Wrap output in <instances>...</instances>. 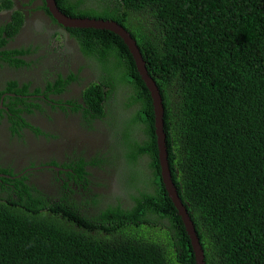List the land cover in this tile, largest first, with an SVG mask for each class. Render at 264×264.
Returning <instances> with one entry per match:
<instances>
[{"label": "trees", "instance_id": "16d2710c", "mask_svg": "<svg viewBox=\"0 0 264 264\" xmlns=\"http://www.w3.org/2000/svg\"><path fill=\"white\" fill-rule=\"evenodd\" d=\"M55 3L71 16L113 19L134 37L160 90L170 176L204 264H264V0ZM13 19L11 32L20 23L16 10ZM67 30L92 70L103 72L81 92L83 101L93 116L105 100L112 112L116 102L126 114L134 112L117 145L124 157L130 146L126 161L140 159L144 171L129 179L124 164L123 183H117L126 201L115 190L101 198L85 187L84 165L97 163V156L64 163L85 187L78 200L68 193L48 200L22 178H3L0 264H194L160 179L151 98L127 46L105 28ZM85 199L89 213L81 206Z\"/></svg>", "mask_w": 264, "mask_h": 264}, {"label": "flooded vegetation", "instance_id": "af4514ba", "mask_svg": "<svg viewBox=\"0 0 264 264\" xmlns=\"http://www.w3.org/2000/svg\"><path fill=\"white\" fill-rule=\"evenodd\" d=\"M11 1L5 7L0 0V183L3 178H22L28 188L29 184L40 188L48 200L60 199L63 193L78 200L85 197V187L107 198L117 181L106 149L110 132L123 130L122 113L112 116L105 100L101 114L93 116L81 97L91 87L82 66L95 82L103 72L92 70L78 40L68 26L53 21L43 0ZM15 10L20 23L11 32ZM27 20L29 38L23 30ZM96 95L92 93L91 102ZM77 103L81 106L74 110ZM83 109L89 111L86 116ZM57 111H66V116L61 118ZM91 156L100 159L84 165L88 172L83 187L64 163ZM6 188L0 184V197ZM118 193L120 200H127V194Z\"/></svg>", "mask_w": 264, "mask_h": 264}, {"label": "water", "instance_id": "95a60500", "mask_svg": "<svg viewBox=\"0 0 264 264\" xmlns=\"http://www.w3.org/2000/svg\"><path fill=\"white\" fill-rule=\"evenodd\" d=\"M45 7L50 13L51 17L59 24L70 27H94L105 28L118 34L127 46L134 65L138 71L140 78L143 80L148 89L151 105L153 111V126L155 134V142L157 147V158L159 164V174L161 182L166 190L167 196L170 198L173 206L176 208L178 215L183 223L185 231L189 237V242L194 256V264H204L203 253L195 232L192 220L179 198L174 183L170 176V169L168 166L165 139L163 130V104L159 88L154 79L147 72L144 59L138 46L135 43L134 37L130 32L122 26L119 22L110 18H96L88 16H71L62 12L56 5L55 0H43Z\"/></svg>", "mask_w": 264, "mask_h": 264}, {"label": "rangeland", "instance_id": "374dc122", "mask_svg": "<svg viewBox=\"0 0 264 264\" xmlns=\"http://www.w3.org/2000/svg\"><path fill=\"white\" fill-rule=\"evenodd\" d=\"M94 5L93 3H89ZM23 30L26 32V37L29 38V20L26 21L25 26L23 27ZM94 64L99 66L101 65L99 63V61H94ZM120 114L122 113V122L125 124V128L126 130L128 129L129 125V120L131 119V117L133 116L134 112L131 114H126L120 107V103L116 102L115 103V110L112 112V116L115 113L116 114ZM115 124L119 125V122H114ZM118 144V135L116 131H112L110 132V136H109V143L107 146V149L109 150V152L111 153V168H112V172H113V176L115 178V180L117 182H119L120 184L123 183V174H124V164L128 167V170L130 172L129 174V179L133 178L134 174H137L136 171L139 172H143L144 171V167H143V163L140 159H137L136 162L134 164H129L126 159L128 160V157L130 154H132L133 150L131 149V147L127 146L126 147V153H125V157L122 154V150L119 149ZM133 165V166H132ZM120 191V186L117 183L115 186V192H119ZM82 208L89 213V211L91 210L92 206L89 205L88 201L85 199L83 202V205H81ZM96 206V205H95ZM95 206L93 208H95Z\"/></svg>", "mask_w": 264, "mask_h": 264}, {"label": "clouds", "instance_id": "9594fccd", "mask_svg": "<svg viewBox=\"0 0 264 264\" xmlns=\"http://www.w3.org/2000/svg\"><path fill=\"white\" fill-rule=\"evenodd\" d=\"M81 72L83 73V74H85L87 77H88V82L89 83H91V82H93V80H92V78L89 76V74H88V70L86 69V65L84 64L83 66H82V68H81ZM156 83V82H155ZM160 91V90H159Z\"/></svg>", "mask_w": 264, "mask_h": 264}, {"label": "crops", "instance_id": "0c3cea01", "mask_svg": "<svg viewBox=\"0 0 264 264\" xmlns=\"http://www.w3.org/2000/svg\"><path fill=\"white\" fill-rule=\"evenodd\" d=\"M58 89H56V91H57ZM57 113H58V115L62 118V117H64V116H66V111H63V113L61 112V111H57Z\"/></svg>", "mask_w": 264, "mask_h": 264}]
</instances>
